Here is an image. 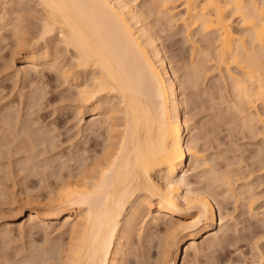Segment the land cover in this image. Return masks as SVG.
<instances>
[{
    "label": "bare ground",
    "instance_id": "obj_1",
    "mask_svg": "<svg viewBox=\"0 0 264 264\" xmlns=\"http://www.w3.org/2000/svg\"><path fill=\"white\" fill-rule=\"evenodd\" d=\"M6 1L8 4H4L6 7L2 9L10 8L11 12L20 11L26 3L25 0ZM31 1L39 7V15H37L39 18L36 19L38 23L36 22L32 32L26 29V26L18 24L17 21L21 18L17 20V17L15 21L17 24L14 22L10 25V15L6 14V11L5 14L0 13V42L6 40L5 32L8 29L13 31L11 33L17 39L19 49L16 53L21 56L22 64L16 67L18 69L16 73L23 75V81L28 79L26 82H30L27 83L29 86L37 79L30 75L34 72L36 76L41 67L59 72L65 79H70V84L75 90L74 101L78 100L83 104H76L77 112H83L85 105L90 107L91 117L89 123L86 122L87 126L83 127L84 131L90 129L93 134L98 129L101 131L91 136L98 139L104 133L105 137L101 140L102 145L98 140L92 141L93 149L97 146H101V149L99 151L95 149L96 154L88 162L82 163L80 168L74 169L75 171L67 168L69 171L63 174L64 169L58 171L60 175L57 173V181L54 185L57 189L53 187L54 191L51 189L53 191L51 192L48 184L46 187L49 192L44 202H38L40 200L38 199L37 203L33 200V204L29 202L30 200H25L26 204L17 209L19 217H24L23 222L17 224L23 235L41 225L49 223L52 225V222L61 219V227L64 230L60 232L67 233L66 241H63V244L60 242L61 245L57 243L59 246L55 248V252H53L55 245L50 244L53 251L45 246L41 257L38 256L40 251L36 253L38 255L30 252L29 249L32 247L30 245L31 247L27 248L29 253L27 254L26 250L24 254L27 255L25 258L22 257L24 264H49L50 261L53 264L56 262H59L58 264H127V258L131 254L132 238L136 233L140 238L141 229L144 234L142 224L149 215H151V221L149 220L150 223H148L151 230L152 228L159 231L160 228L163 229L164 244L161 245H164L165 257H171L173 253L174 257L167 264H191V252L204 253L206 244L209 247L208 243L211 241L214 243L217 240L218 244L223 243L226 240L230 218L223 213L224 206H220V203L225 202L218 200L222 192L212 191L211 188L209 190L195 188L188 179L191 171H195L207 162H199L202 156L197 147L198 144L195 145V141L189 138L185 139V135L190 133L192 117L185 116L184 109L187 103L184 97L186 96L184 93L182 96L183 91L177 70L159 41L158 32L160 31L155 30L159 27H156L157 23L153 25L154 18L151 19V14L166 16L167 21H163L167 24L179 22L190 41L195 30H199L204 35L203 40L206 39V43L203 42L201 47L194 46L196 42L193 41L192 56L189 60L192 70L184 71L185 67L181 69L185 72L184 78L190 82L192 77L197 78L200 73L203 75L205 67L198 64L208 62L211 71L216 70L221 79L228 81L234 93L232 95L236 97L232 100V106L239 115L241 114L242 120L246 119L248 123L251 120V122L264 121L261 118L262 112L260 113L257 108L259 104L260 107H264V0H182L183 5L180 7L182 13L175 12V7L171 6L170 3L174 0H145L149 3L148 8L147 4L146 7L144 6L147 8L145 10L138 6L136 0ZM29 2L30 0L27 2L28 5ZM24 19L26 21V18ZM157 20L162 22L160 16ZM162 23V30H164ZM52 41H58L62 45L65 51L62 58L65 59L64 64L58 60V55L50 52ZM39 42H43L44 45L40 46L42 43L39 44ZM198 55L200 59L195 61L194 58ZM186 63L183 65L186 66ZM195 65L199 70L194 67ZM201 67L202 70L204 68L203 71ZM178 72L180 74V71ZM193 80L195 83L194 78ZM193 83L192 87L196 84L193 85ZM188 85H184L185 88ZM35 89L40 92L39 90L42 91L43 88L35 87ZM46 94L44 91L43 94L41 92L36 94L34 91L31 93L27 103L30 109L33 107V110H29L30 112L34 111L36 106L41 107L42 101L39 102V100ZM20 108L14 111L7 106L2 112L0 111V132L13 127L15 136L11 141L14 142L15 137L24 136L28 141L25 145L22 142V146H29L27 147L29 149L30 146L34 148L47 143L43 133L39 132V127L36 128L39 121L28 119L30 122H23ZM30 112L27 115H31L32 112L31 114ZM247 123L245 122V126L248 127L250 123L249 125ZM251 128L250 131H252ZM7 137L12 138L11 135ZM2 143L4 142H0ZM11 146L8 147L11 148ZM44 149V152L47 151ZM26 150H23L24 153L28 151ZM29 152L32 153L31 150ZM3 154H5L4 151ZM9 155L11 154L8 153ZM85 158L83 159L86 160ZM44 159L45 157L43 160L40 158L45 162ZM32 160L30 162L33 173L38 166ZM59 161L56 160V162ZM51 165L53 167V164ZM29 170L31 169L22 167V172L25 171L24 178L31 174ZM27 171L30 173L26 174ZM46 180L47 178L44 181ZM223 182L226 194H233L229 175L224 177ZM10 228V224L5 223L0 227V231L9 232L12 230ZM5 236L7 237V234ZM21 238H23L22 235Z\"/></svg>",
    "mask_w": 264,
    "mask_h": 264
},
{
    "label": "rangeland",
    "instance_id": "obj_2",
    "mask_svg": "<svg viewBox=\"0 0 264 264\" xmlns=\"http://www.w3.org/2000/svg\"><path fill=\"white\" fill-rule=\"evenodd\" d=\"M25 1L27 3L29 0H25ZM136 2L139 4V5L137 4L138 6L142 7V10H145L148 8L149 3H147V1L136 0ZM4 4L7 5L8 2L6 0L1 1L0 13L2 14L3 12V14L6 13L10 15V18H9L10 25L21 18L20 21H17L18 24L21 26H26V29L28 28L30 32H32L34 26H36V24L38 23V20L36 19L39 18V16L37 17V15H39L38 14L39 7L38 6L36 7L33 1L30 0L29 5L28 3L26 5L25 4L23 5L26 8L22 6L23 9L21 8L20 10L18 8L20 11L16 12L15 10L14 12H11L10 8L8 10L2 9L5 6ZM170 4L171 6L175 7L174 9L175 12L182 13V9H180V7L183 5L182 0H176V1L174 0V2H171ZM145 5L147 6V8H145L146 7ZM36 9L38 10L36 11ZM34 10L37 14L34 12ZM151 15H152L151 19L154 18L152 19L154 21L153 25L157 23L155 25H157L156 27H159V28H155V30L160 31L158 32V35H160L159 41H161L163 47L165 48L164 51L167 57H169V59L172 60L173 67L176 68L175 70H177L178 78L180 79L179 81L181 82L182 91H183L182 96H183V93H184V96H186L184 97L185 103H187L186 104L187 107L185 108L186 110L184 109V112H186L185 116L190 115V117H192V119L190 120V124H191L190 133L188 134L189 136L187 134H186L187 136L185 135V139L189 138L191 141L193 142L195 141V145L198 144L197 147H199L198 149L200 150L201 152L200 154L202 156V159H199V162H204V161L205 163L207 162L206 164L200 165L198 168L195 169V171L194 170L191 171V173L188 176L189 177L188 179L190 183L192 184V186L195 188L200 187L201 189L203 188V190H207V188L209 190L211 188L213 189L212 191L222 192L221 193L222 196L220 194L218 197V200L225 202V203H220V206L222 207L224 206L222 211L224 214H227L228 216L227 218H230L228 219L229 228L226 231V236H225L226 240L221 244H218L217 240H216L217 243L216 242L212 243L213 241L209 242L208 244L210 246L208 245L209 247H207V244H206V248L203 251L204 253L201 252L200 254V252L199 253L197 252L198 254H196V253L191 252L190 262L191 264H264V136H262L264 135V121L256 120L257 122L253 121L254 122L253 123L251 122L252 120L251 121L249 120L251 123L250 122L247 123L246 119L242 120L243 117L242 118L240 117L241 114L239 115V113H237L235 108L232 106V103H233L232 100H234L236 97L233 96L234 93L232 89L230 88L229 83H227L228 81L225 82L223 78L221 79V76L218 74L216 70H214L215 72L213 71V69L211 71L209 69L208 62H205L206 64L201 61H199L201 63L198 62L199 63L198 66L203 65L202 67H205V70L203 68L204 70L203 75H201L202 73L199 74L200 79H199V76L197 78L196 77L191 78V80H193V78L195 79L196 84L193 83L194 80L193 81L190 80L191 83L188 80H186V78H184L185 77L184 71L192 70V68L190 69L189 60L192 56L191 55L192 46H193L192 44H194L193 41L196 42L194 46L201 47L203 42L206 43V39L203 40L204 35L200 33L199 30H195L193 32L194 36H191L190 38L191 41H190L188 39V36H186L187 34L183 31L182 25L179 22L178 23L170 22L167 24V22L165 21H167L168 18L166 16L165 17L161 16L160 14L159 16L161 17L162 22H165V23L161 22L162 25L164 24L163 28L165 27L164 30H162L160 20L159 22L157 20L159 16L158 15L156 16L155 14H151ZM24 18H26V21ZM169 25L172 27H170ZM9 30L10 29H8L5 32V38L7 41L4 40L3 42H0V80H1L0 81V102L3 101L0 105V111L2 112L7 106L10 107L11 110L14 109V111L19 110V108L22 107L20 108L22 111L21 113L23 114V115L21 114V116L23 117V118L21 117L22 121L25 123L33 119L37 122L39 121L37 123L39 126L36 124L37 125L36 128L39 127V132L43 133V136H45V138L48 141L47 143L45 142V144H43L44 146L40 144L38 147L36 146L37 148L34 147L35 149L32 148L31 146L29 149L27 148L29 146L27 147L22 146V142H24L23 144L25 145L27 144V141H28L27 138H25L24 136L22 137L20 136L19 138L15 137V139L13 140L14 142L11 141V139H13L15 136L14 134L15 130H13V127L12 129L10 128L8 130L7 129L4 130V132H0V137H1L0 142H4L0 144V148L2 149V151L0 149L1 151L0 154H2V156L0 155L2 157L0 158L1 160L0 161L1 163L0 164V169H1L0 170V183H1L0 184L1 185L0 186V225L2 226L5 223H9L10 227L12 228V230H9L10 233L9 232L4 233V231H0L2 232L0 233L1 234L0 235V264H24L22 257L25 258V256L29 253V250H31L30 252H34L35 254L38 253V251H40L39 255L38 254L36 255L41 257L42 255L41 252H43L44 247L47 246L45 248L52 249V246H50V244H52V245H55L53 247L54 251L52 249V251L55 252V248L57 249L58 246L61 245L60 242L63 244L66 241L67 233L60 232L64 230L61 227V224H62V219H61V220H58L59 222L58 221L52 222V225L51 223L47 224L48 226L41 225L42 227L39 226L35 228V230L33 229L30 233L28 234L25 233V235H23L22 232H20L21 230H19L17 224L18 223L20 224L21 222H23L24 217H19V213H18L19 210L17 209H19L21 205H23L25 202L29 200H30L29 202L33 204H34V201L35 203H37L36 201H38V199H40L38 202L40 201L41 203L44 202L46 200L45 196L47 197L49 190L52 189L54 191V188L57 189L56 186L54 185L56 184L55 181H57L56 176L60 173L58 171L59 170L63 171L62 169H64L62 174L67 173L69 171L68 169L74 170L76 168H80L82 166V163L88 162L89 159L92 158L94 154H96L95 153L97 152L96 150L99 151L101 149V146L95 147L96 150L93 149L91 145L93 143L92 141L98 140L101 143V140H103V138L105 137V134L103 133L101 136L98 137V139H96V138H93L92 136L97 135L101 130L97 129L95 130L93 134L91 133L90 129H88V131L87 130L84 131L83 127L85 128L87 126L86 122H88L91 117L90 107L88 105H85V107L83 106L84 108L83 112H79V113L77 112V108H76L77 105H81L82 103L78 100L74 101V98H75L74 91L75 90L73 89V86L70 84V79H65L63 76L60 75L59 72H54L53 70H48L46 67L45 68L41 67L40 68L41 73L40 71H38V73L35 76L34 75L35 73L32 72L34 76L30 75L32 76V78L35 79L36 77L38 79V80L35 79L36 80L35 82L37 84L33 80L34 84L31 82L33 86H31V84L29 86L27 83H30V82H26L28 79H26V81L25 80L23 81V77H22L23 75L16 73L18 70L17 68L20 67V65L22 64L21 56H19L16 53L18 51L17 49H19L18 44L16 42L17 39H16V36L13 35V33H11L13 31L12 30L9 31ZM52 42L50 43L51 44L50 47L52 46L50 48L51 49L50 52L52 54L58 55L59 56L58 60L59 61L61 60V64H64L65 59L63 60L62 58L65 55V51L63 47H61L62 45H60L58 41H52ZM41 43L39 42V44H41L40 46H43L44 43L43 42ZM14 47L15 48L17 47V48L15 49ZM198 57H200V55L194 58L195 61L196 60L198 61L200 59ZM10 61L12 64L10 63ZM177 61L178 63H176ZM183 63H186V66L183 65ZM5 65L9 67H6ZM194 67L198 69L196 65ZM202 67H201V70H202ZM181 69H183L184 71H182ZM178 71H180V74ZM32 73L30 72V74ZM205 74L206 75L208 74V75L205 76ZM37 76H39V78ZM197 80H198V83H197ZM187 81H188V84L190 83V85L187 84ZM192 83L193 85L195 84V86L192 87L191 85ZM184 85H188V86H186L185 88ZM35 87L36 88L38 87L39 89L43 88L42 91L41 90L39 91L41 92V94H43V91L45 92V94L46 93L47 94L44 95L45 98L43 97V99L39 100V102L42 101L40 105L42 108L39 106L34 107V111H31L32 112L31 114L29 110L31 109L33 110V107L30 109L29 104H27L29 103V99H30L29 96H31V93L33 91L36 94H40V92H38V89L36 90ZM25 91H27V93ZM48 102L50 104H48ZM4 104H6L5 105L6 107H4ZM43 104H45L46 107ZM259 107H260V104L257 106V108L259 109L260 113L262 112L261 118L264 119V110H262V108L264 107H260V108ZM29 112L32 116L27 115V113ZM23 119L24 120L26 119V120L24 121ZM245 122L247 123V125H249L250 123L248 127L250 128L252 127L251 128L252 131H250V128L248 129V127L245 126ZM51 124L53 125L51 126ZM251 124L253 125L251 126ZM47 125H49V127ZM10 135L12 136V138L9 137L10 138L9 139L7 136H10ZM51 139H53L52 142H50ZM8 146L9 147L11 146V148H9ZM18 147H21L23 149L21 150V148H18ZM17 148L20 149V151H17L18 150ZM24 148H26L28 151ZM43 149L47 150L45 151L46 153L43 151ZM49 149L51 150L49 151ZM8 150H11V151L8 152ZM23 150L24 151L26 150L27 152L24 153ZM29 150H31L32 153L29 152ZM3 151L5 152V154H3ZM7 152L11 154L9 156H11L12 158L8 156ZM18 152H21V153H18ZM78 153L80 156L78 155ZM40 154L43 156H41ZM84 155L87 158H85ZM14 156L16 157V159ZM70 156L73 159L70 160L71 158ZM44 157H45L44 159L45 162L42 161ZM61 157H63L62 158L63 160L61 159ZM40 158L42 160H40ZM58 158H60L59 159L60 161L58 160ZM83 158H85L86 160H84ZM32 159L34 160V162ZM3 160H5L6 163H4L5 161ZM31 160L33 163H35V165L38 166V169L34 168L35 171L33 173H32L33 168L31 167L32 163L30 162ZM39 160L41 162H39ZM56 160L59 162H56ZM72 160L73 162L75 161L76 163H73ZM40 163L42 164L40 165ZM46 163L48 164V167L52 170H50L47 167ZM54 163H55L56 168L54 166ZM63 163L64 165H62ZM51 164H53V167H51L52 166ZM72 164H74L75 166H73ZM16 165L17 167H15ZM25 165L27 167L29 166L28 168L31 169L29 171L31 172L32 175L30 174L29 176L24 178L23 176L25 174V171L22 172V167H25L28 170V168ZM58 165H61V166L58 167ZM66 165L67 167H63ZM69 165H71V167ZM39 166H42V167H39ZM10 168L14 170L15 173ZM18 169L19 171H17ZM9 170H11L12 172ZM29 171H27L26 174H29L30 173ZM52 174L55 176H53ZM228 175H229L230 182H232L231 185H233L232 193L234 192L233 194L236 195V196L234 195L233 198H232L233 194H229V195L226 194L227 193L225 191L226 187L224 185V182L222 183V181L224 180V177ZM43 176H46V177H43ZM22 177L24 179H22ZM9 178L11 179V181ZM41 178L42 179L47 178L46 180L47 183L46 181H44L45 179L42 180ZM12 180L15 182H13ZM43 184L45 185L44 187H43ZM48 184H49V190H48V187H46L48 186ZM52 190L51 192H53ZM150 216L151 215H149V217H146L147 219L145 218L142 224V228H144V231H145L144 234H143V229H141L142 234L140 233V238L137 236V233L132 238L133 243L130 249L131 254H129L131 257L128 256L127 264H167V262L174 257L173 253L171 257H168V258L165 257L166 255L164 254V251H163L164 245H161L164 242L162 241L163 240L162 239L163 229L160 228V231H159V229L155 230V228L154 229L152 228L151 230V227L149 226L150 225L149 223L151 221ZM147 225L150 228L147 227ZM43 228L45 231L43 230ZM6 234H7V237L5 236ZM21 235L23 238H21ZM146 236L148 237L146 238ZM60 238L62 240L59 241ZM7 240L9 241L7 242ZM49 241L50 242L55 241V242L50 243ZM6 242L7 244H5ZM45 242L48 243L49 245L48 244L46 245ZM57 243H59V245ZM56 244H57V247H56ZM30 245H32V247ZM42 247L43 249H41ZM27 248L28 249L30 248V249L28 250ZM25 251L27 252V254H24L26 253ZM22 254L24 256H22ZM260 257H261V260H260ZM20 261H22L23 263H21ZM51 264L53 263L51 262Z\"/></svg>",
    "mask_w": 264,
    "mask_h": 264
}]
</instances>
